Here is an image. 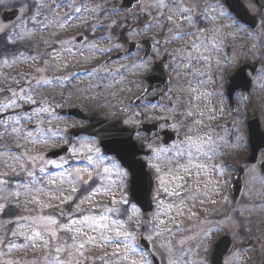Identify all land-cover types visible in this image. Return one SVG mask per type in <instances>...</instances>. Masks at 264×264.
Segmentation results:
<instances>
[{
    "label": "snow or ice",
    "instance_id": "obj_1",
    "mask_svg": "<svg viewBox=\"0 0 264 264\" xmlns=\"http://www.w3.org/2000/svg\"><path fill=\"white\" fill-rule=\"evenodd\" d=\"M35 6L38 11L31 20L37 31L47 30L53 25L52 17L65 9L63 17L55 21L59 28L72 27L75 21L89 24L84 14L96 13V22L91 24V31L93 34L107 31V34L93 35L91 40L85 34L75 43L72 40L50 43L42 39L41 42L51 48V52H37L32 56H25L21 52L13 56L11 61L7 57L3 59L5 66L15 64L17 60L30 61L38 66L33 73H25L16 79L15 89H0L4 95V99L0 100V140L12 137L14 141V147L0 145V201H3L0 203V213L6 208L21 206L29 213L8 221L15 227L10 234L0 237V245L11 251L18 247L15 239H22L24 244L19 247L42 249L45 252L43 264H154L150 256L154 257L157 251L163 254L162 259L167 257V264H180L181 260L184 264H193L191 260L185 259L193 251L185 245L195 241L196 255L204 257L195 261V264H232L228 260H219L217 256L218 252L222 254L219 248L222 241L216 239L221 227H200L198 232L190 234L191 227L183 225L184 219L191 220L196 215L193 208L197 196L203 194L208 197L209 185L212 186L211 192L218 194L220 181L230 172L225 163L217 162L223 138L214 136V130L210 127L205 130V120L217 118L216 109L209 108L206 112L200 105L213 95L201 91V86L207 82L202 78L207 75L205 69H211L214 53L220 51L223 39L230 35L224 29L238 27L236 18L224 11L219 3H206L201 8L200 0H151L140 9V15L150 19H145L143 28L134 25L127 32L130 40H134L141 32L159 30L160 34L166 33L163 42L155 39L153 50L156 55H160L161 47L167 49L173 44H182V47L169 53L173 60L166 67L169 72L175 71L178 77H193L198 85L193 86L192 81L188 80L186 91L189 99L167 105V110L174 117H183L167 125L177 136L183 130V139L170 146H153L148 141L150 156L147 167L155 173L156 196L153 199L156 200V209L151 219L145 222L141 220V209L130 203L121 191L127 189L129 184H141L143 181L142 173L136 168L133 159L136 146L127 139H120L126 135L124 129L110 125L97 133L104 143V152L95 138L81 137L69 145L68 157L54 160L48 159L44 153H33V148L61 142L69 144L70 138L75 135L68 130L75 125L53 127V121H59L60 115L54 111L50 100L36 99L42 92L55 91L57 88L63 95V90L73 82V78L80 75L55 73L69 68V58L76 60L77 57H84L85 62H89L97 57L110 56L123 47L120 41L124 39L123 33L119 36L114 34L116 22L105 27L98 11L100 6L90 8L87 0H38ZM236 7L239 8V5ZM45 8L52 16L45 15L43 19H38L42 15L39 10ZM113 14H116V9L112 13H103L105 17ZM236 15L239 16L240 12H236ZM225 20L231 23L224 24ZM207 24L212 26L208 27ZM14 39L23 40L24 36L17 33L9 37V42ZM77 43L82 46L77 48ZM101 44L109 46H98ZM53 45H58V48ZM130 53L131 48L126 49L125 56L128 59L132 58ZM61 61H64L63 64ZM111 63L113 61L109 59L102 65L95 64L85 70L84 75L94 80L90 84L91 88H113L122 83L124 76L121 69L110 67ZM152 63L145 53L138 55L131 65L121 67L125 70L134 68L137 73L147 74L136 82L143 85L137 102L145 100L146 108L157 109L163 106L154 102V99H148L155 93L153 81L157 79L156 74L160 69L158 64L150 68ZM216 63L219 65V61ZM105 81L111 82L106 84ZM184 104L186 107H182ZM177 109H180L179 113ZM140 115L139 112L133 113L123 123L133 125L135 117ZM161 119L167 124V117ZM233 124L238 128V121L234 120ZM236 140L240 143L243 138L237 136ZM74 162L77 166H74ZM199 202L204 203L203 200ZM66 205H72L74 211L65 212ZM49 209H58V214ZM145 223L150 225L146 233L142 231ZM204 223L210 222L198 221L197 226ZM220 223L223 226L227 221ZM177 235L179 239H176ZM141 240L151 243V252L147 250L146 244H141ZM177 248L180 249L179 256L176 255ZM89 252L100 254L90 257ZM0 264L18 262L0 261Z\"/></svg>",
    "mask_w": 264,
    "mask_h": 264
},
{
    "label": "rangeland",
    "instance_id": "obj_2",
    "mask_svg": "<svg viewBox=\"0 0 264 264\" xmlns=\"http://www.w3.org/2000/svg\"><path fill=\"white\" fill-rule=\"evenodd\" d=\"M5 2V5L9 6V8H23L25 5H36L38 0H0V2ZM140 3L138 6L134 7L128 15H125L121 12L117 11V6L120 2V0H87L88 6L90 8L95 7L96 5L100 6V9L98 10L100 12V18L103 21V24L105 27L108 24L113 23V21L116 22L114 25L113 31L116 36H119L121 33L124 34V39L120 41L123 44V47L119 51H114L111 53L110 56H113L117 53H124L126 51V44L127 42H138L142 39H149L150 40V34L151 36L158 37L160 32L159 30H153L150 32H141V34L136 37L134 40H130L127 37V32L131 29V26L134 25H140V28H143V24L145 19H150V17H147L146 15H140V9L145 7L148 3L151 2V0H139ZM246 6L250 9L252 13L256 12L255 7L251 4V0H242ZM206 3H219L222 5V0H200V7L203 8ZM54 6V5H53ZM113 9H116V14H113L109 17H105L103 15L104 12L112 13ZM27 10V9H26ZM42 15L38 17V19H43V16L48 15L52 16L50 11L45 8L41 9ZM65 9H61L59 12V15H56L53 18V25L50 26L47 30L39 31V35L34 32V29L29 28L28 20L31 18L24 15L19 20V22H16L14 25L10 27V36H14L15 34H20L24 36L23 40L20 39H14L13 42L7 43V46L10 47L9 51L5 54L3 59L7 57L10 61L13 58V56L18 55L19 53H24L25 56H32L36 55L37 52L45 53V52H51V48H48L47 45L42 43V39L49 40L51 43L52 41L56 40H69L71 39L73 43H75L74 39L78 37L79 35H83V33H88L91 37L93 35L95 36H102L106 35L107 31H97L95 34L91 31V24L95 23V15L96 13H85V17L90 22L89 24H84L83 21H75L73 22L72 27H64L59 28L56 26L55 21L60 20L63 17ZM139 15V19L137 16ZM264 18V17H263ZM224 24H230V20L223 21ZM80 25L77 27L76 25ZM208 27H211L212 25H206ZM219 25H217L218 27ZM229 29V28H228ZM137 31H140V29H137ZM230 35L228 36V43L232 44L233 50H234V56L229 61L228 64H223V59L218 56V53H214V60L219 61V65L217 66V77H218V87L221 89L220 84L223 82V73L230 74L231 70L235 67H237V59H244V58H263L264 59V24L263 26L258 29L255 33L252 31H245L240 27H233L229 29ZM161 42H163L162 39ZM124 41H127L126 43ZM54 47L58 48V45H53ZM82 44H76V47H81ZM100 47H108L107 44H101L98 45ZM223 46V43L221 47ZM164 51V48L161 47L160 53ZM138 55H141V49L137 52L136 55H132L131 59L125 58L123 60H120L118 62H115L112 64L111 67L113 68H122L121 65H131L133 61H135L138 58ZM97 57L94 61L85 62L84 57H77L76 60H72L69 58V68L66 70H63V72H57L56 75H67L66 71L70 72V70H74L75 72H78L82 68H91L95 64H101L103 60L106 59V57ZM158 57V55L155 54V58ZM46 58V57H45ZM221 59V60H220ZM77 60L79 63H77ZM3 60L0 61V89H4L5 91L8 88L15 89L17 87L15 80L19 79L21 76H23L25 73H33L35 68L38 66L36 64H31L30 61L25 62L23 60H17L15 64H9L5 66L2 63ZM64 61H61L60 63L63 64ZM207 75L205 77H202L203 79H206V84L201 86V91L208 92L211 88H213L212 85V78H211V71L206 72ZM124 76V80L120 85H116L113 88H106L104 86H101L100 90H96V88L88 89V86L84 89H81V83L84 81L83 79L77 81L74 85L73 90L68 92V97L73 96L75 101L72 102V98L67 101V104L69 106H72L75 103H80L83 101H88L85 103L89 106V104L94 105L96 101H99L103 107L104 111H106L110 116H115L116 111L119 109L127 108L130 112V116L133 114V111L131 110L132 106L129 105L130 101L134 99L136 95V82L137 77H140L143 75V73H137L136 69L129 68L128 70H124L122 72ZM51 75V73H49ZM89 79V78H88ZM86 79V81L88 80ZM127 80L130 81V83H127ZM191 80L193 86H198L196 79H194L191 76H177V73H173L171 75V87L170 88V95L169 97H174L173 101H186L189 99L187 94V81ZM111 81H105V83H110ZM91 83H94V80L90 78L89 85ZM131 89V91H129ZM56 98H59L60 100L66 99V95L63 92V95H61V90L57 88L55 91H49V92H42L39 96L36 97L37 100H45L48 99L50 102ZM4 99V95L0 93V100ZM90 100V103H89ZM53 104V101H52ZM186 105V104H185ZM213 101L212 97L209 98V101L201 102V109L206 111L209 108H212ZM220 105H221V97H220ZM254 107V106H252ZM133 109V108H132ZM158 113L161 114L163 117H167V119L172 120V113H170L167 110L166 106H163L162 108H158ZM258 110L260 113L263 111V106L259 107ZM236 121L239 122L238 128L234 125L233 131H234V165L237 167L238 165H246V158L248 157V150L244 148L246 146V142L243 139L242 142L237 143L236 137L240 136L243 138L242 131H241V123L242 119L240 117L235 116ZM126 119H129L126 117ZM125 119V120H126ZM219 119H215L212 121L205 120L206 128L210 127L216 128L217 122ZM135 122L134 124H136ZM59 127L64 128L66 126H69V124L65 121L59 120L58 122L53 121V127ZM223 141L226 139V134H222ZM183 139V136H182ZM76 141L72 142L75 143ZM71 143V144H72ZM7 144L9 147H14V141L12 137H8L6 139L0 140V145ZM67 144H64L63 142L58 144H50L48 147H37L33 148V153L35 152H41L46 153L47 151H50L52 149H55V147H61L66 146ZM28 147H32L29 145ZM243 157V158H242ZM148 162V160H147ZM221 162V161H220ZM219 163V162H218ZM59 171V170H58ZM150 172L154 175V181H155V189L153 193V197L156 196V179H155V173L152 169H150ZM245 177L243 178L244 187L241 199L237 202L236 205L231 206L229 203V200L227 198L223 197V191H222V180L220 181L221 187L219 189L218 194H214L211 192V185H209V194L208 197H205L203 194H200L197 196V200L195 201V207L193 208V212H195V216L192 217L191 220L184 219V225L187 227H191L192 232L190 234H195L200 230V227H221V231L216 236V239L218 240L222 235L228 234L232 237V240H234L237 244L241 246V250H239L236 254H233L230 257H227L225 260L231 261L232 264H264V176H261L256 168L249 167V170L245 173ZM209 179H212L209 177ZM201 193H203L204 188L203 185L200 186ZM122 194L126 196L131 203L128 195V187L125 190H121ZM80 194H77V197H79ZM163 196V194H161ZM119 198V196L117 197ZM203 200L204 203H200L199 201ZM212 201H215L213 203ZM3 201H0L2 203ZM189 203H193V201H190ZM154 204V211L156 209V200L153 199ZM29 207H33L29 205ZM65 212H72L74 211L72 205H66L64 206ZM52 213L58 214V209H49ZM29 213L25 212L23 210V207H9L6 208L3 213H0V237H5L6 233L10 234L11 230L15 227L13 223H8V221H14L16 218L20 215H28ZM153 213L150 215H147L146 217H142L141 220L148 221L151 219ZM198 221H209L210 223H204L200 224L199 227L197 226ZM221 221H227L223 226H221ZM236 225H239V227H236ZM150 225L144 224L142 226V231L145 233L147 232ZM176 239H179V235H177ZM5 242L7 243V238L5 239ZM15 243L18 245L16 249H12L9 251L6 247L3 245H0V253H3V255H0V261H13L18 262V264H43V258L45 256V252L42 249H32V248H23L19 247L20 245L24 244V241L22 239H15ZM191 247L192 248V254L189 257H186L185 259H189L195 264V261L198 259H204L203 256H197L196 255V242L191 241L190 245H185V247ZM150 247L152 251V245L150 243ZM108 251H111V249H108ZM98 252H89L88 255L95 256L99 255ZM176 255H180V249L177 248ZM163 254L159 251H157V254L155 257L158 259L160 264H167V257L164 256L162 259ZM180 264H184V261L181 260Z\"/></svg>",
    "mask_w": 264,
    "mask_h": 264
},
{
    "label": "flooded vegetation",
    "instance_id": "obj_3",
    "mask_svg": "<svg viewBox=\"0 0 264 264\" xmlns=\"http://www.w3.org/2000/svg\"><path fill=\"white\" fill-rule=\"evenodd\" d=\"M11 9H15L18 11V16L17 19L14 22H4L2 15L4 12L6 11H10ZM27 9V10H26ZM38 11V9L36 8L35 4L34 5H25L23 8H9V6L5 5V2L3 3L2 1L0 2V61L3 60V57L5 56V54L7 53V51H9V46H7V43H9V37H10V27L12 25H14L16 22H19L18 19H20L22 16L24 17V15H26L27 17L31 18L36 12ZM39 11L42 12V10L40 9ZM25 12V13H24ZM24 13V15H23ZM29 23V28L34 29V32L37 33V35H39V31L36 30V26L32 23V20H28ZM210 25V24H207ZM133 26H131L130 28H132ZM238 27L242 28L245 31H249L250 29L238 24ZM224 32L229 33V29L225 28ZM151 33V32H150ZM87 36L88 40H91V36L88 33H83V35H79L78 37H83V36ZM166 36L165 34H159L158 37H154L151 36L150 34V59H152L153 63L150 65L151 67H154L155 65H157L159 63L160 60L164 61V65H163V70L166 73V75L168 76L169 80H170V84H171V75H173V73H176L175 71L169 72L168 68L166 67V65H170L172 63L173 57L171 55H169V53H171L173 51V49L175 48H179L182 47V44H173L171 46H169L167 49L164 48V51H162L160 53V55H158V57L155 58V52L153 50V45L155 43V39H162L164 40ZM228 36L227 35L224 39H223V46L221 47L220 51L218 52V56L223 59V64H228L229 65V61L233 58L234 56V50H233V46L232 44L228 43ZM71 40V39H69ZM142 40H139L138 42H136L137 45H139V47L137 48L135 46V51L130 54L131 56L133 54H137V52L142 49V45L141 42ZM80 44V43H77ZM81 45V44H80ZM117 54H121L122 56L117 59V60H113V63H111L109 66L111 67L112 64H114L115 62H118L120 60H123L125 58H127L125 55H123L122 53H117ZM109 57H106V59H108ZM105 60H103L102 64L105 63ZM221 60V59H220ZM237 67L233 68L231 70V73L227 75V73H223V82L220 84L221 89L218 87V77H217V72H216V68H217V63L216 60L213 59V63L211 66V69H205L206 72L211 71V78H212V85L213 88H211L208 92L209 93H213L212 97V101H213V105L212 108L216 109V119H219V121L217 122V126L216 128H212L213 131V135L217 136V137H222V134L225 133L226 134V139L224 140V143H222L221 149H220V159L217 162H223L225 163L228 168L230 169L229 173H226V175L224 176V178L222 179V191H223V197L230 199V185H231V181L234 178L235 175V171L236 168L234 165V131H233V121L235 119L234 115L237 117H240L242 119V123H241V131H242V135H243V139L245 140V142L247 141L248 138V125H247V121L250 118L249 113L252 112L253 114H255V116L257 117L258 123H259V128L260 130L264 133V60H260L259 58H244V59H237ZM249 61L251 62H258V65L254 68H252V66H250L249 68H247V70L244 71V75L243 78L241 79L240 82H238L235 85H241V84H246L244 83V80H248L246 89L243 90L241 87L235 89V91L231 94H229L228 88L230 85V80L231 78L235 75V72L245 63H248ZM177 62H179L177 60ZM92 68V67H91ZM91 68H82L80 69L78 72H75L73 69L70 70V72H68V70L66 71V73H78L80 74L78 77H74L73 78V82L68 85V87L66 89L63 90L64 94L66 95V99H62L60 100L59 98H56L53 101H51V104L53 106L54 111L60 115L62 121H65L69 124V126L75 125L74 127H69V132L71 131H76V130H80V129H84L88 126H90L91 122L88 118H83L86 116H93L94 118H99L101 120L107 121V122H114V121H120L122 126L124 128H127L129 130H133V140L135 141V143L137 144V147L142 146V155L140 156V159L146 164V168L148 170V172L151 174V177L153 178L154 181V175L153 173L150 172V168L147 167V160L148 157L150 156V152H149V147H148V141L151 142V144L153 146H163L162 145V135L165 131L174 133L176 135V141L177 142L179 139H182L183 136V130H181V134L180 136H177V134L172 130L171 127L167 126L170 125L171 123L175 122L176 119H183V117L177 116L174 117L172 116V120L167 119V124L165 122L164 119H161V114L158 113V108L157 109H152V108H146L144 105L147 103V101L145 100H141L139 102H137V96L140 94V88L143 87V85H139L138 83H136V95L134 97V99H132L130 101V104L132 106L131 110L133 111V113H141L140 116L135 117V122H137L136 124L133 125H125L123 123V121L126 119V117H130V112L127 108L124 109H119L117 110L115 113V116H110L106 111H104V107L103 105L99 102L96 101L95 103L86 105L85 103H87L88 101H83L80 103H75L72 106H69L67 104V101L70 99V97L72 98V102L75 101L73 96H69L68 97V92L73 90L74 85L77 81L83 79L84 81L81 83L80 88L84 89L85 87L88 86V89H93L90 87L89 82H90V77H88L87 75H84L85 70L86 69H91ZM113 68V67H112ZM115 69V68H114ZM121 72H124V68H120ZM147 76V74H143L140 77H137V81H139L142 77ZM244 77L246 79H244ZM89 78V79H88ZM86 79H88L86 81ZM135 81V82H137ZM127 83L129 84L130 81L127 80ZM169 87H171V85H169ZM70 89V90H69ZM100 88L96 89V90H100ZM170 88H168L166 93H162L161 91H155V93L153 95H150L148 99L152 100L154 99V102L159 103L162 106H166L169 103H175V101L170 100L169 99V95H170ZM220 97H221V105H220ZM40 101V100H38ZM241 101H243V103H241ZM137 102V103H136ZM90 103V100H89ZM254 106V107H252ZM263 106V111L262 113H260V111L258 110L259 107ZM27 108V106H25ZM182 107H186V105H182ZM237 110H239L237 112ZM70 111H78L80 114H78V116H71V115H67V112ZM180 109H177V113H179ZM55 121V120H54ZM58 122V121H56ZM134 122V123H135ZM187 123H190V121H188ZM150 125L153 128V132L150 133V135L147 134V132L145 130H142L143 126H148ZM161 125H165V127H161ZM156 128V131H154V127ZM55 127V125H54ZM207 130V129H205ZM137 134L139 135V140H137ZM81 137H87V136H79L76 139H70L69 140V144L66 145L67 148H69V145L74 142L77 141L78 139H80ZM90 138V137H88ZM174 142V143H175ZM98 143V142H97ZM173 144V143H172ZM170 144V145H172ZM168 145V146H170ZM62 147V146H61ZM60 147H55V149H58ZM246 148V150H248L247 145L244 147ZM49 151H47L46 153H48ZM46 153H44L46 155ZM146 153H149L148 155ZM70 156V152L68 151V154L66 156L63 157H68ZM62 158V157H60ZM60 158H56L54 160H59ZM243 158V157H242ZM137 159V158H136ZM258 159L259 161H261L262 159H264V152H260L258 154ZM74 166H77L76 162H74ZM240 166V165H238ZM242 167H244V173H246L249 170V167L247 166H243L241 164ZM253 168H256L258 170V165L252 166ZM52 171H58V170H52ZM230 205L231 202H230Z\"/></svg>",
    "mask_w": 264,
    "mask_h": 264
},
{
    "label": "water",
    "instance_id": "obj_4",
    "mask_svg": "<svg viewBox=\"0 0 264 264\" xmlns=\"http://www.w3.org/2000/svg\"><path fill=\"white\" fill-rule=\"evenodd\" d=\"M139 3L138 0H121L119 3V6L117 7L118 11H124L125 13H129V11ZM224 4L229 10L231 14L234 15V17L241 23L251 27L252 29L257 28L260 25V18L258 16H252L246 6L240 1V0H224ZM252 4H254L257 7L258 13L261 14L262 11L264 10V0H252ZM239 5V8L236 6ZM126 6V7H122ZM236 12H240V15L237 16ZM17 17L16 11L9 12V13H4L3 19L5 22H11L15 20ZM141 45L143 46V52L142 55L147 53V55H150V41L149 40H143L141 41ZM131 48V53L135 49V44L134 43H128L127 44V49ZM119 57L115 56L112 59H115ZM164 61L162 60L159 65L160 69L159 72L156 74L157 79L153 81V84L155 86V89H161L164 88V91L167 90L168 87V79L164 75V72L161 68V63ZM255 67V65H253ZM248 68L247 65L242 66L236 73V75L231 79V85L228 88L229 94L233 93L235 89L241 87L243 90L246 89L247 86V81L244 80V83L246 84H241V85H235L238 82L241 81L244 75V71ZM67 115H73V116H78L79 112L77 111H70L66 113ZM250 118L248 119V131H249V149H250V155L249 158L247 159L248 164H254L256 161L257 154L260 150L264 149V134L259 130V125L258 122L255 118L254 115H249ZM83 118H88L91 122V125L85 129H81L78 131H73L72 133H75L73 137H77L81 134L87 135L90 137H95L98 138L99 140V145L102 148L103 152L105 151L104 148V143L101 141L100 136L97 135V133L102 132L104 128H107L110 125H117L119 128H122L125 130L126 135L124 137H120V139H127L129 143L134 144L136 146V155L133 158L134 161L136 162V168H138L143 176V181L141 184H130L129 187V195L130 198L132 199L133 203L137 205L141 209V212L143 215H146L148 213H151L153 211V205L151 201V195L153 191V183L150 174L146 171L145 164L142 163L140 159H136L137 156H140L142 154L141 147H137V144L132 141V136H133V130H129L127 128L122 127L121 123L119 121L115 122H106L97 118H94L93 116H86ZM154 131H156L155 126ZM142 130H145L148 135H150L151 132H153V128L151 126H144L142 127ZM163 140L162 142L165 145H168L171 142L175 141V137L173 133L169 132H164L163 133ZM67 154L66 148H62L61 150L58 151H53L50 152L47 157L49 158H56L59 156H64ZM111 154V153H107ZM260 168L262 170V173H264V163L260 165ZM242 170L237 169V174L232 182L231 185V195L232 198L235 200L238 198L241 188H242V183L240 181V177L242 175ZM219 241H222L220 243L219 248L222 250V254L220 252L217 253L218 259L223 261V258L227 254H231L234 252L237 248L234 243L230 240L229 237L225 236L221 238ZM141 244H146L147 245V250H149V245L147 244L146 241L141 240ZM153 260L154 264H158V261L155 257H151Z\"/></svg>",
    "mask_w": 264,
    "mask_h": 264
}]
</instances>
